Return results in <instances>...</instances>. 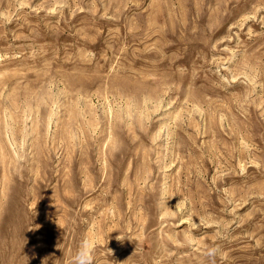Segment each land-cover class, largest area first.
Wrapping results in <instances>:
<instances>
[{"label": "rangeland", "instance_id": "1", "mask_svg": "<svg viewBox=\"0 0 264 264\" xmlns=\"http://www.w3.org/2000/svg\"><path fill=\"white\" fill-rule=\"evenodd\" d=\"M85 235L264 264V0H0V264Z\"/></svg>", "mask_w": 264, "mask_h": 264}, {"label": "clouds", "instance_id": "2", "mask_svg": "<svg viewBox=\"0 0 264 264\" xmlns=\"http://www.w3.org/2000/svg\"><path fill=\"white\" fill-rule=\"evenodd\" d=\"M116 239L118 241H123L124 238L119 235L116 237ZM218 252L219 249L216 247H210L207 249L206 254L212 260L213 264H215V257L217 256ZM95 260V241L89 236L85 235L72 254L71 264H95Z\"/></svg>", "mask_w": 264, "mask_h": 264}]
</instances>
